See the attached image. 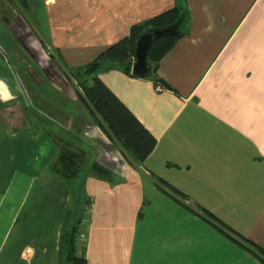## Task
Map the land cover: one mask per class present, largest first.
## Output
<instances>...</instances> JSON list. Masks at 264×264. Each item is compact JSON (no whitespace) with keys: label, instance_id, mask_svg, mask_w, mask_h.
<instances>
[{"label":"crops","instance_id":"obj_1","mask_svg":"<svg viewBox=\"0 0 264 264\" xmlns=\"http://www.w3.org/2000/svg\"><path fill=\"white\" fill-rule=\"evenodd\" d=\"M177 1L61 0L40 35L0 1V264H71L64 234L83 212L87 264H264L197 206L264 248V0H186L188 32L159 64L168 85L100 74L157 139L142 163L48 76ZM48 44L56 62L42 58ZM60 137L112 180L85 168L81 182L64 178L53 166Z\"/></svg>","mask_w":264,"mask_h":264},{"label":"trees","instance_id":"obj_2","mask_svg":"<svg viewBox=\"0 0 264 264\" xmlns=\"http://www.w3.org/2000/svg\"><path fill=\"white\" fill-rule=\"evenodd\" d=\"M20 1L25 5L26 0ZM185 1L178 0L173 7L133 24L127 36L105 48L90 62L68 67L72 74L78 78L79 86L83 88V91H78V95L84 100L86 107L93 115L92 119L120 143L134 163L144 162L154 150L157 139L133 111L110 89L100 74L112 69H120L132 76L150 78L156 84L168 85L158 73L159 64L164 55L188 32L190 17ZM166 28H170L171 31L155 38L147 51L151 73L147 76L134 73L133 64L136 60V46L140 36L147 31ZM59 140L61 141V150L53 166L64 178L68 180L78 178L82 169L88 166L87 175L103 180H112L113 172L92 158L89 149L82 148V145L74 139L60 137ZM159 181L162 186L169 189L170 195L179 196L178 198L187 197L185 193L168 181L162 178ZM197 206L202 210L199 215L213 223L220 231L236 240L243 248L264 262V248L261 245L238 233L203 206ZM82 223L83 217L79 216L70 232L64 234L69 243L68 260L71 264H87L86 245L83 244L84 242L78 244Z\"/></svg>","mask_w":264,"mask_h":264},{"label":"rangeland","instance_id":"obj_3","mask_svg":"<svg viewBox=\"0 0 264 264\" xmlns=\"http://www.w3.org/2000/svg\"><path fill=\"white\" fill-rule=\"evenodd\" d=\"M3 1V5L5 7H7L6 11H8V8L10 7H14V10L17 14L21 15L20 19H24V21L29 25V27H31V29L34 31V33L36 34H41L42 32L48 34L50 31H52L50 28L53 27V15L55 13V3L61 0H26L25 2V6L26 9H24L20 3H22L20 0H0ZM14 1V2H13ZM51 2V3H50ZM3 8L2 4L0 2V9ZM5 11V12H6ZM23 22V21H21ZM45 52L42 56L43 59H47L50 61H54L56 62L53 58V54L54 51L53 49H51L50 45H47V48L45 47ZM31 51L33 52V50L31 49ZM36 53V52H34ZM30 57H31V53H30ZM38 58V57H37ZM52 59V60H51ZM78 66V65H77ZM50 71V76L54 81H57V87L63 89L62 91H70V93L75 97L74 102L75 103H79L78 106H80V108L86 110V111H81V114H87L88 112H90V110H88V108L85 105V102L83 99H81L78 95V91H83V88L81 86H79V80L78 78L72 74L71 70L68 67H58V66H54L53 64L50 66L49 68ZM78 101V102H77ZM77 106V105H76ZM90 116H93L91 114H89ZM1 116V114H0ZM7 120V118H5ZM2 120H3V116H2ZM1 118H0V123H1ZM5 121V120H3ZM86 124V123H85ZM2 124H0L1 126ZM82 142V141H80ZM88 166L85 167V170H88ZM83 171V169H82ZM76 181L81 182L82 178L79 177L75 179ZM74 181V179H73ZM163 189V188H162ZM160 193H162L160 191ZM146 197L147 198H151L149 195V191H147L146 189ZM81 217H83V221L89 220L90 219V215H85L84 212L80 213ZM82 226V225H81ZM68 233V232H67ZM84 241L79 240L78 244H82Z\"/></svg>","mask_w":264,"mask_h":264},{"label":"water","instance_id":"obj_4","mask_svg":"<svg viewBox=\"0 0 264 264\" xmlns=\"http://www.w3.org/2000/svg\"><path fill=\"white\" fill-rule=\"evenodd\" d=\"M170 31V28L151 30L143 33L140 36L136 46V60L133 64L134 73L141 76H147L151 73V67L149 64L147 51L155 38L160 37Z\"/></svg>","mask_w":264,"mask_h":264},{"label":"bare ground","instance_id":"obj_5","mask_svg":"<svg viewBox=\"0 0 264 264\" xmlns=\"http://www.w3.org/2000/svg\"><path fill=\"white\" fill-rule=\"evenodd\" d=\"M81 233H80V240H82V241H87V239H88V232H86L85 231V229H81V231H80Z\"/></svg>","mask_w":264,"mask_h":264}]
</instances>
